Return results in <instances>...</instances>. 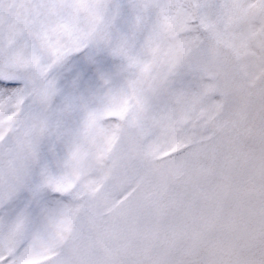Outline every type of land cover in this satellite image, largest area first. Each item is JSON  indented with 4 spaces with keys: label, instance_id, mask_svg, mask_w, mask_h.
Returning <instances> with one entry per match:
<instances>
[{
    "label": "snow or ice",
    "instance_id": "1",
    "mask_svg": "<svg viewBox=\"0 0 264 264\" xmlns=\"http://www.w3.org/2000/svg\"><path fill=\"white\" fill-rule=\"evenodd\" d=\"M0 264H264V0H0Z\"/></svg>",
    "mask_w": 264,
    "mask_h": 264
}]
</instances>
